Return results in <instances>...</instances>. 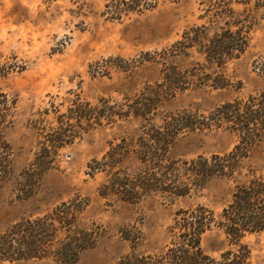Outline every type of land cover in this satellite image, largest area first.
Returning <instances> with one entry per match:
<instances>
[{
  "label": "rangeland",
  "instance_id": "obj_1",
  "mask_svg": "<svg viewBox=\"0 0 264 264\" xmlns=\"http://www.w3.org/2000/svg\"><path fill=\"white\" fill-rule=\"evenodd\" d=\"M131 1L0 0V94L14 103L3 129L7 173L0 179V236L17 221L43 217L78 199L87 202L79 226L100 237L76 264H118L132 252L159 255L174 238L171 227L179 211L204 206L219 217L238 184L264 177L263 139L233 178L214 176L186 196L156 190L129 203L101 194L110 170L94 171L91 165L112 146L126 141L137 150L148 132L172 116H208L221 104L264 93V0H136L134 9ZM237 19L241 22L232 29L248 32V47L223 66L207 62L197 47L179 44L187 33L206 28L213 35ZM76 100L93 106L106 100L130 116L91 129L86 122L76 125L80 137L59 150L54 168L30 192L24 172L43 133L55 128ZM153 101L157 106L150 115L141 110L143 116H136L135 103L145 107ZM238 140L226 128L186 130L167 155L183 166L181 179L189 183L182 162L227 154ZM135 155L124 159L123 172L143 169ZM242 242L251 251L249 264H264V231ZM201 245L217 259L235 248L218 226L202 236ZM0 264L61 263L46 258Z\"/></svg>",
  "mask_w": 264,
  "mask_h": 264
},
{
  "label": "trees",
  "instance_id": "obj_2",
  "mask_svg": "<svg viewBox=\"0 0 264 264\" xmlns=\"http://www.w3.org/2000/svg\"><path fill=\"white\" fill-rule=\"evenodd\" d=\"M135 1L132 0L129 5ZM130 8L135 7L132 5ZM240 22L237 19L235 24H228V28L223 27L213 35H209L206 28L197 29L194 35H191L192 32L185 34L179 44L183 49L197 47L207 62L223 66L227 61L240 57L248 47V32L241 28L232 29ZM101 102L103 104L93 106L74 101L68 112L58 117V125L50 132L43 133L42 145L35 160L24 172L25 179L30 183V192L54 168L59 150L80 137L76 125L86 122L87 129H91L104 121L112 124L117 118L130 116L127 112L121 113L115 107H109L106 100ZM150 103L145 107L143 102L135 103L139 112L136 116H143L141 110L145 115H150L157 106L154 101ZM13 105L7 95L0 94V179L7 173V142L3 129L10 123ZM197 128H226L235 133L239 140L227 154L210 158L200 156L182 162L188 167V183L181 179L183 166H178V161H171L167 154L182 132ZM148 134V141L141 139L139 149L131 151L126 141H122L112 146L102 161L93 162L91 169L94 171L110 170L111 179L101 189L103 196L115 195L122 201L136 203L156 190L186 196L194 185L202 187L214 176L233 178L251 149L264 139V93L221 104L208 116L190 113L172 116ZM133 151L143 169L134 173L123 172V161ZM169 174L173 178H169ZM86 206V201L81 203L75 199L62 203L43 217L15 222L0 236V261L13 263L52 258L61 264H76L84 251L96 246L100 237L95 229L79 226V215ZM213 226L221 228L230 245L235 247L223 252L219 259L208 255L201 245L202 236ZM263 231L264 177L254 175L248 182L236 186L232 201L219 217L204 206L181 210L171 227L174 238L165 252L154 256L132 252L118 264H249L251 251L242 241L249 234Z\"/></svg>",
  "mask_w": 264,
  "mask_h": 264
}]
</instances>
